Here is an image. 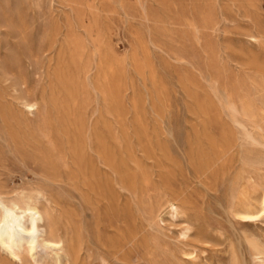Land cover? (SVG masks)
Masks as SVG:
<instances>
[{
	"label": "rangeland",
	"instance_id": "374dc122",
	"mask_svg": "<svg viewBox=\"0 0 264 264\" xmlns=\"http://www.w3.org/2000/svg\"><path fill=\"white\" fill-rule=\"evenodd\" d=\"M21 19L35 43L56 22V48L31 55ZM0 32L4 196L44 190L83 264H103L102 254L110 264H264V213L244 221L230 212L234 177L245 175L250 203L264 192V130L256 126L264 124V0H0ZM27 95L42 98V109L30 112ZM70 154H122L137 179L135 198L120 188L112 213L90 209ZM191 154H228L229 165L223 158L201 175ZM162 199L187 216L164 210L150 225ZM103 226L109 238L133 228L140 238L116 258L99 237ZM181 247L194 248L190 257ZM1 249L0 264H21ZM167 249L171 257L161 254ZM46 261L39 264H54Z\"/></svg>",
	"mask_w": 264,
	"mask_h": 264
},
{
	"label": "bare ground",
	"instance_id": "6f19581e",
	"mask_svg": "<svg viewBox=\"0 0 264 264\" xmlns=\"http://www.w3.org/2000/svg\"><path fill=\"white\" fill-rule=\"evenodd\" d=\"M20 18H22V17H20ZM5 24H6V22H5ZM50 24H51V22H50ZM29 26H30V24H29ZM29 26L27 25V23L24 19L20 20V23H19V31L20 32L19 33H20L22 41H24L25 44H27V46H30L31 55L41 56V55H43L49 51H53L56 48L57 43L60 42V41H58L59 38H57V36H58V34H61V33H58L59 26L56 22H53L48 27L46 25H44L45 26L43 28L44 34L40 37V40H38V42H36V43L34 42V40L32 39V37L29 34V32H30ZM5 27H6V25H5ZM7 28H9V27H7ZM252 37L254 38V36H252ZM254 39H257V38H254ZM0 45H1V43H0ZM65 45H67V44H65ZM19 46H20V44H19ZM61 46H64V45H61ZM54 53H56V52H54ZM53 56H55V55H53ZM36 61H38V60H36ZM89 66L88 67H87V65L84 66V68L80 72L82 76L88 75V73L90 71ZM95 66H97V65H95ZM20 73H21V71H20ZM22 74L25 76L24 73H22ZM103 76H104L103 73H100L101 84L103 83V79H102ZM90 77H93V76L91 75ZM95 79H93V80H95ZM89 80H90V78H89ZM23 84L24 83H22V85ZM257 88H259V87H257ZM254 89H255V87H254ZM261 91L262 90H260V92ZM250 94H252V93H250ZM251 105H254L253 102ZM262 105H263V107L260 109L264 113V101L262 102ZM24 106L30 112L31 111L37 112L39 109H42V107H43L42 98L41 99L40 98H32L29 95H27L26 100L24 101ZM241 107H243V106H241ZM247 107H248L249 113L254 115L255 109H252V107H249V106H247ZM256 110H257V107H256ZM235 111L238 112V110H235ZM257 117H256V119H257ZM255 122H256V120H255ZM250 123H251V121H250ZM256 126H258V128L261 129V131L264 130V124L258 123ZM251 136H253V135H251ZM256 139H257V137H256ZM261 142H263V141H261ZM263 144H264V142H263ZM194 155L195 154H191L190 158H191V160H196V158L198 157L196 160L197 161L196 164H198V165H196V166H197L199 173L201 175L205 174V173L208 174L209 172L207 173V171H209V169H211L215 165H217L218 162L223 158L225 161L224 163L229 165V159L227 158L228 154H215L213 157L206 159V160H204V154H196L195 156ZM240 157H239V159H241ZM70 158H72V160H73V164L75 165V171L79 174V177L82 180L83 186H85L87 188L88 192H87V195L85 197V202H86L87 206L90 207V209L94 210V208H95L98 211V210L104 208V209H106V211H110L112 213L113 210L117 206H119L120 197H122V195H123L122 193H120V190H119L120 188H126L127 189L126 191H130L132 196H134V198H135V193H136L135 191L137 190V187H136L137 179H136V176L134 174L130 173L128 166H127V161L124 158V156H122V154H70ZM62 160H63V158H62ZM260 162L261 161H259L257 164H259ZM237 163H238V161H237ZM253 166H255V165H253ZM228 168H229V166H228ZM246 169H247V166H246ZM223 173L226 174V172H222V176H224ZM251 174H250V176H251ZM223 178H225V177H223ZM234 178H235V180L231 181L232 182V188H231L232 189V191H231L232 203L231 204H233V205H232L230 212L233 214L235 219L244 220V221L255 220V219L261 217L264 213V192L262 194H260L254 200L255 201L254 203H250L248 201V185L243 183V181L246 179L245 175L240 176L239 178H236V177H234ZM198 181H200V180H198ZM82 184H80V185H82ZM144 185H145V183H144ZM255 185H257V184H255ZM39 187L42 188V186H39ZM149 188H150V186H149ZM43 189H45V188H43ZM75 190H76V186H75ZM43 191L44 190H37L35 192L22 191V192H18L16 195L14 194V196H11V197H6L3 195V192H0V248H2L1 250L5 252V255L8 257V259H12L14 262L18 259L21 264H33V263L39 264V262L46 261V260H50L51 263L53 261L54 264H83L82 263L80 244H78L77 239H75L74 234L71 231H69L68 227H66L65 225H64V227H62L60 225V222H59L60 217L57 214V210H56L55 206L53 205L52 201L49 199L50 196H47ZM138 194H139V192H138ZM129 195H130V193H129ZM161 196H162V194H161ZM165 196H166V194H165ZM150 197L151 196L148 195V198H149L148 200H151ZM134 198H133V200H134ZM51 199H54V198L52 197ZM141 199H143V198H141ZM160 199H161V197H160ZM137 201L134 200V202H137ZM157 202H158V200H157ZM145 208H147V207L145 206ZM155 208H153V209L156 211L154 213H150V218H149L150 225L154 224L156 226L158 224L157 219L160 218V215L164 210L167 213H170L173 217L184 218L188 214L186 209H185V206H183L182 204H180L179 202H177L176 200H173V199H162L161 202L159 203L158 208L157 209H155ZM81 210H83V209L81 208ZM188 210L191 211L189 206H188ZM59 211H58V213H59ZM156 212H157V214H156ZM60 213H61V211H60ZM60 213H59V215H60ZM146 213H148V212H146ZM117 215H118V213H117ZM189 219H191V218H189ZM192 220H194V219H192ZM160 221L161 220H159V223H160ZM108 222H110V221H108ZM183 222H186V221H183ZM193 222H196V221L194 220ZM95 223H96V221H95ZM112 223L113 222H111V224ZM80 224H82V223L80 222ZM97 224H95V225L97 226ZM83 227H84V225H83ZM87 227H88V225H87ZM111 227H114V225L112 224L110 226V228ZM145 227H149V226L146 225ZM162 227L164 228V225ZM109 229L107 227H104V226L101 227L99 229V232H100L99 237L103 243L107 241L109 250L111 251L112 254H114V256H115V254L120 252L128 244H131L132 247L135 246L137 237L139 236L138 235L139 232L137 229L133 228L132 231L127 236H124L121 239L120 238H112V237L109 238L107 236L109 233ZM162 229H160V230H162ZM192 229H193L192 225H188L184 228L183 234L186 237L185 239H187V237L190 236L189 233L192 231ZM198 230H200V228ZM88 231L90 232V230H88ZM164 236H167V235H164ZM147 237H148V235H147ZM139 238H140V236H139ZM160 239H162V238L160 237ZM164 239H162V240H164ZM149 241H150V239H149ZM89 242H90V240H89ZM157 242L159 243V241H157ZM187 242H189V241H187ZM164 243L165 242H163V244ZM86 244H87V242H86ZM167 246H165V247L169 248ZM162 247H164V246H162ZM171 249H172V247H171ZM162 251H164V250H162ZM165 251L166 252H164V253L161 252V254H164L166 257L172 256L171 250L167 249ZM191 251L185 250V249L183 250V248H182L180 253H182L183 256L190 257L189 255L192 254ZM161 254H159L158 257H160ZM157 255H158V253H157ZM38 257H39V259L41 258L40 261H38ZM162 257L164 258L163 255H162ZM174 257H175V254H174ZM107 258H108V256H107ZM111 259H113V258H111ZM180 259H181V257H180ZM102 260H103V264H110V262L105 257H103V254H102ZM164 260H166V258H164ZM169 262H171V260Z\"/></svg>",
	"mask_w": 264,
	"mask_h": 264
}]
</instances>
